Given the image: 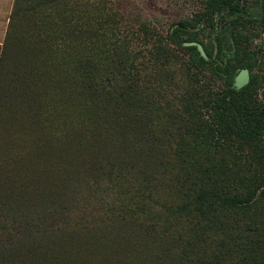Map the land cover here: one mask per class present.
Returning a JSON list of instances; mask_svg holds the SVG:
<instances>
[{
  "label": "trees",
  "instance_id": "trees-1",
  "mask_svg": "<svg viewBox=\"0 0 264 264\" xmlns=\"http://www.w3.org/2000/svg\"><path fill=\"white\" fill-rule=\"evenodd\" d=\"M203 4L192 21L173 25L168 34L170 43L187 52L191 88L181 110L168 118L174 133L164 129L160 141L149 118L139 119L142 107L134 102L141 92L136 71L145 62L110 59L113 69L102 70L114 79L109 83L97 77L99 71L85 70L90 61L72 55L70 40L53 37L55 29L40 21V2L14 0L0 45V99L19 114L49 89L55 101L62 100L61 112L74 103L69 125L72 134L78 132L77 149H108L87 158L76 186L94 193L106 179V191L117 190L116 209L94 219L85 213L87 201L74 199V184L71 190V184L60 187L62 203L46 206L39 223H27L42 235L39 264L74 262L54 249L55 236L69 241L90 235L102 245L132 247L136 264H264V37L257 50L251 47L264 33V0ZM19 20L25 22L20 27ZM195 24L208 30L206 41L190 35L187 28ZM244 67L250 79L236 88L234 78ZM245 145L250 149H239ZM77 248L80 264H99L96 253ZM107 257L104 264H133L113 259L111 250Z\"/></svg>",
  "mask_w": 264,
  "mask_h": 264
},
{
  "label": "rangeland",
  "instance_id": "rangeland-1",
  "mask_svg": "<svg viewBox=\"0 0 264 264\" xmlns=\"http://www.w3.org/2000/svg\"><path fill=\"white\" fill-rule=\"evenodd\" d=\"M28 1L30 4L41 3L37 8L40 6V15L45 17L40 21L55 29L51 30L53 37L70 40L72 55L86 56L90 67L85 70L90 73L99 71L97 77H108L109 83L114 81L108 72H102L113 69L110 59L133 58L134 65L145 62V67L141 66L136 71L141 92L134 102L142 107L140 115L144 116L139 119L149 118V125L153 123L149 127L160 141L164 140V129L174 133L173 125L169 124L170 114L182 108L181 99L191 88L188 81L191 71L187 70V52L183 47L170 43L168 34L173 25L183 26L184 20L192 21L203 10L204 0ZM11 10L0 13V45L6 36ZM24 23L19 20V27ZM187 29L197 39L206 41L209 37L208 30H199L198 24ZM259 37H264V33L261 32L254 40L252 49H258ZM208 87L211 91L215 85L210 81ZM50 91L38 97L31 110L23 105L24 114L17 113V107L11 102L0 99L3 103L0 108V264H39L38 256L44 246L42 235L27 223H39L37 218H42L46 206L57 207L62 203L64 196L59 191L60 187L65 186L68 190L71 184V190L76 186L78 176L82 181L79 172L91 154L108 152L106 147L77 149L75 140H78V132L75 129L72 134L69 125L74 103L63 106L65 114L62 116V100L58 98L56 102L53 90ZM103 119L100 117L99 123ZM97 128L102 130L100 126ZM96 136L98 134L92 137ZM85 143L89 145L90 140ZM230 144L232 149L238 147L234 140ZM239 149L250 148L245 145ZM175 172L176 169L173 175ZM107 183L103 179L94 193L85 185L76 186L79 190L73 197L87 201L85 213L90 214L89 217H103L113 205V210L116 209L117 193L114 191L117 190L113 188L112 192H107ZM88 184L91 190H95L92 180ZM50 243L55 244L56 251H66V255H71L72 263L83 261L80 255H74L77 244L82 254L96 253L101 259L99 264L108 261L109 250L114 251L113 259L121 256L133 264L138 263L132 247L119 249L115 245H102L93 235L84 240L73 238L69 241H66V236H55ZM146 263L153 264L151 260Z\"/></svg>",
  "mask_w": 264,
  "mask_h": 264
},
{
  "label": "water",
  "instance_id": "water-1",
  "mask_svg": "<svg viewBox=\"0 0 264 264\" xmlns=\"http://www.w3.org/2000/svg\"><path fill=\"white\" fill-rule=\"evenodd\" d=\"M196 45H197L199 51L201 52V54H204V50H203L201 44L196 43ZM249 79H250V73H249L248 68H246V67L241 68L234 78V86L236 88H241L242 86H244L248 83Z\"/></svg>",
  "mask_w": 264,
  "mask_h": 264
},
{
  "label": "crops",
  "instance_id": "crops-1",
  "mask_svg": "<svg viewBox=\"0 0 264 264\" xmlns=\"http://www.w3.org/2000/svg\"><path fill=\"white\" fill-rule=\"evenodd\" d=\"M13 0H0V13L3 14L6 10L12 9Z\"/></svg>",
  "mask_w": 264,
  "mask_h": 264
}]
</instances>
